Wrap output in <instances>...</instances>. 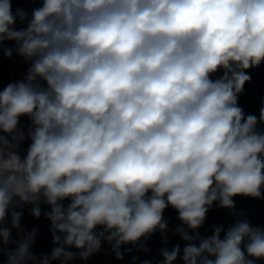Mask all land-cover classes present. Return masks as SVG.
I'll list each match as a JSON object with an SVG mask.
<instances>
[{
	"label": "clouds",
	"instance_id": "clouds-1",
	"mask_svg": "<svg viewBox=\"0 0 264 264\" xmlns=\"http://www.w3.org/2000/svg\"><path fill=\"white\" fill-rule=\"evenodd\" d=\"M27 15L0 0V43L15 41L31 62L0 91V132L15 133L21 116L32 124L23 160L0 135V242L10 241L3 224L17 198L36 218L40 203L50 207L57 246L41 264L87 259L102 240L120 259L121 245L167 231L169 206L195 232L214 202L232 209L235 196L262 198L264 107L259 121L245 117L238 96L246 70L264 62V0H42L16 30ZM21 215L13 211L11 224L23 232ZM178 231L183 264L264 258V229L247 220L223 238L221 227L207 238ZM34 238L8 264L34 261ZM179 253L162 250L163 264Z\"/></svg>",
	"mask_w": 264,
	"mask_h": 264
},
{
	"label": "water",
	"instance_id": "water-1",
	"mask_svg": "<svg viewBox=\"0 0 264 264\" xmlns=\"http://www.w3.org/2000/svg\"><path fill=\"white\" fill-rule=\"evenodd\" d=\"M13 14L18 9H22L27 13V18L23 21L17 17L14 28L16 30L27 27L28 20L31 18V12L35 8L42 6V0H10ZM17 45L15 41L5 40L0 43V91L10 83L19 82L24 79L30 67V61L25 60L16 51ZM5 49H12L10 57L4 54ZM246 73L251 77L250 81L244 85L243 92L238 96V106H240L245 114L255 115L259 121L260 109L264 107V62L258 67H253L246 70ZM223 74L222 70L212 76V79H217ZM43 84V82H41ZM46 86V85H44ZM32 127L31 120L27 116L19 118V125L15 133L8 135L0 132V135L6 136L9 144L15 145L11 149L23 160L28 148L31 144L29 138V129ZM256 131L264 133V123H257ZM13 135L22 136V139L14 140ZM16 169L11 167L6 172H15ZM262 198H252L246 196L233 197L235 207L232 209L219 207V202H214L209 208L206 215V220L203 225L195 232L187 229L186 225L178 219V212L172 207H168L163 212V218L167 222V231L162 233L160 230L155 231L148 237H142L136 244H124L120 246L122 258L118 259L116 252L113 250V245L107 240H102L101 247L87 259H81L78 255L76 258L62 262L61 260H52L50 264H163L162 250L171 251L177 245L180 247V253L173 264H183V249L187 245V241L183 240L178 229L184 228L189 231L190 235L202 238L210 237L213 234L215 227H221V238L228 230L238 221L247 220L251 226L264 229V188H262ZM69 201H63L67 206ZM41 215L36 218L32 215V204L23 203L17 198L14 200L13 206L4 221L3 226L11 230L10 241L8 243L0 242V264H8L9 253L13 252L17 244L28 233L35 231V238L30 246V252L35 257L34 261H28L27 264H41V260L45 256H51L52 250L57 246L53 243V233L50 231L51 222L46 218L44 213L50 211V207L46 203H40ZM13 211L20 212L21 220L20 227L23 232L12 227L11 213ZM97 232L103 231V228L98 227ZM198 243V241H195ZM67 251L78 253L79 250L75 247H66ZM242 250L243 245H242ZM245 255L247 253L245 251ZM252 259L254 264H264V258Z\"/></svg>",
	"mask_w": 264,
	"mask_h": 264
}]
</instances>
